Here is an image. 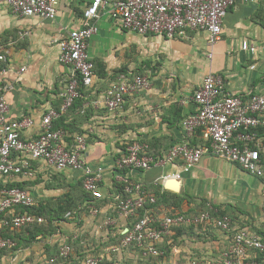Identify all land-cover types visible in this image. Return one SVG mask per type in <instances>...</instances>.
<instances>
[{"label":"crops","instance_id":"0c3cea01","mask_svg":"<svg viewBox=\"0 0 264 264\" xmlns=\"http://www.w3.org/2000/svg\"><path fill=\"white\" fill-rule=\"evenodd\" d=\"M90 2L58 0L53 21L15 16L0 4V43L14 41L8 49V62L3 65V80L13 86L5 97L10 118L33 120L32 128L23 134L26 139L39 133L40 120L47 109L58 111L61 106L59 93L69 70L58 60V42L73 29L92 23L97 26L96 34L87 44L95 67L94 82L91 87L81 89L74 107L53 120L52 125L57 123L70 137L80 134L85 137L86 162L102 169L99 190L103 196L97 204L100 213L93 217L85 207L88 201L83 203L78 173L69 170L57 173L42 161L32 162L30 176L12 177L7 180L8 186L27 191L34 199L31 208L44 206L46 214L63 197L77 207L68 211L70 216L66 217V213L62 221L53 220L55 231L45 238L31 239L25 228L0 230L1 237L14 243L13 248L0 252V264H40L56 253L52 245L82 235H103L107 227L112 228L111 235L120 241L122 233L142 211L131 218L116 213V159L132 141L147 144L155 155L184 142L181 122L195 113L192 97L207 74L221 76L231 93L264 96V0H239L229 8L221 39L212 47L207 43L208 34L202 31H190L184 39H167L126 31L107 14H101L95 21L83 20V11ZM243 41L252 52L242 50ZM134 76L146 77L149 88L127 94L120 109L109 111L104 104L108 88L119 79ZM198 138L197 132L190 143L195 145ZM181 163L177 159L148 170H128L126 176L155 196L156 203L148 208L160 220L174 213L199 211L205 203L229 215L232 230L229 233L219 230L212 223L201 229H174L157 244L158 260L142 262L140 256L133 264H186L192 259L218 261L234 230L264 234V181L234 164L207 155L187 172L181 171ZM177 173H180V186L178 192H173L167 186L173 178H164ZM20 210L10 212L8 218ZM105 216L114 219L113 226L104 225ZM131 247L133 250H129ZM131 247L124 249L131 251L126 253L130 258L135 251L139 252ZM108 251L109 248L102 254L88 256L102 260L109 256ZM120 251L123 250L112 253Z\"/></svg>","mask_w":264,"mask_h":264},{"label":"built area","instance_id":"2783aa9c","mask_svg":"<svg viewBox=\"0 0 264 264\" xmlns=\"http://www.w3.org/2000/svg\"><path fill=\"white\" fill-rule=\"evenodd\" d=\"M239 0H91L85 7L82 18L95 21L101 14L117 21L126 31L141 36H162L167 39H184L190 31L208 34L210 47L221 39L224 18L229 8ZM58 0H0L19 17H38L54 20ZM97 32L95 23L73 29L58 42L59 62L68 68L69 75L59 93V110L49 108L40 120V131L34 138L23 134L33 126L30 117L12 119L6 93L13 86L3 80V65L8 62V49L14 41L0 43V230H19L41 225L45 219L27 211L8 218L18 209L34 206L30 194L18 187H9L12 177H29L31 163L42 161L51 170L59 173L69 170L80 175L82 190L90 196L85 207L91 216L99 215L97 206L102 199L99 190L102 169L93 168L86 162L87 149L83 135L70 137L61 129L54 130L52 122L68 112L80 97L82 88L92 86L95 78L94 64L87 51L88 41ZM242 50H251L242 42ZM149 80L144 76L122 78L112 84L105 93L104 104L109 111L120 109L127 94L147 90ZM192 100L196 106L194 114L181 122L185 141L171 146L164 153L150 154L148 145L139 141L129 143L115 161V181L121 191L114 196L115 211L120 217L131 218L142 213L129 229L122 233L118 244L109 247L110 252L138 248L143 257H158L157 244L174 228L207 225L230 232L231 217H214L217 210L206 204L204 211L196 216L175 214L160 220L149 209L156 203L153 194L140 185L132 183L126 176L128 170H148L154 166L181 160V171L187 172L203 156H211L234 164L244 172L264 181V96L247 92L234 94L226 90L224 79L207 74L194 92ZM200 133L202 144L193 145L190 140ZM180 180V173L166 179ZM149 207V208H148ZM148 208V209H147ZM144 212V213H143ZM70 213L66 214L69 217ZM105 226H113L114 219L105 216ZM14 243L0 236V252L11 249ZM71 253L68 245H62L57 255L40 264H57ZM254 255V256H252ZM101 259L85 257L81 264H99ZM186 264H264V236L247 229L234 230L229 245L218 261L192 259Z\"/></svg>","mask_w":264,"mask_h":264},{"label":"rangeland","instance_id":"374dc122","mask_svg":"<svg viewBox=\"0 0 264 264\" xmlns=\"http://www.w3.org/2000/svg\"><path fill=\"white\" fill-rule=\"evenodd\" d=\"M103 231H106L107 235L103 234V235H98L96 237L95 236L91 237L90 235L88 236L82 235L81 237H77V238L73 237L72 238L73 241L68 240L67 242L60 244V245H58L57 243L52 245V248H55L54 250L56 253L62 245H69L71 248V253L69 254V256L66 259L58 260L57 264H81L82 260L86 256L88 255L96 256V255L102 254L103 250H105L106 252L110 246H115L116 243L119 241V238L116 236L113 237L111 235V232L113 231L112 228L107 227ZM129 250H133V248L131 247L129 248ZM129 250L128 251L123 250L118 253H112L108 251L109 256L107 258H103L100 261V264H133V262H137L140 256L143 259L142 262H144V260L148 262L150 261V259L158 258V257H151V256L143 257L140 251L139 252L135 251V253L133 254L134 257L130 258L126 254V253L131 252Z\"/></svg>","mask_w":264,"mask_h":264},{"label":"trees","instance_id":"16d2710c","mask_svg":"<svg viewBox=\"0 0 264 264\" xmlns=\"http://www.w3.org/2000/svg\"><path fill=\"white\" fill-rule=\"evenodd\" d=\"M59 122H62V120H60ZM52 128L54 130H56V129H60L61 127H59L58 124L55 123V125L54 124L52 125ZM61 129H63V128H61ZM198 134H199L198 142L195 145L202 144V140H201V137H200V133H198ZM149 153L150 154H153L152 152H150V149H149ZM80 186H81V184H80ZM9 187H13V186H9ZM119 191H121V185L115 184V192H119ZM81 193H82L81 195L84 194V196H83L84 197L83 203L90 200V196L82 190V187H81ZM202 206L203 207L199 211H196V212H192V213H189V214H185V213L179 212V213H174L172 215H175V214H183V215H188V216H196L200 212H202V211L205 210L206 204L204 203V204H202ZM75 207H77V204L76 203H73L72 201L67 200L66 197H63L61 200H59L58 204L55 205V208H53L52 212H48V214H46V211L44 210V208H45L44 206L41 207V208H37V209L36 208H33V209L32 208L31 209H27V208L26 209L25 208L24 209H21L20 210L21 212L28 210L29 211V212L27 211L28 213H31V214L32 213H35V214L41 215L46 220V222L44 224L25 227V230L24 231L27 232V233H30V236L32 237L31 239H36V237L45 238L48 235H51L55 231V228L52 225V221L53 220L62 221L64 215L68 211L72 212V209L75 208ZM48 215H51V216H48ZM213 215L216 218H222V217H225V216H228L229 217V215H227V214H225L224 212H221V211H217V213H215V214L213 213ZM231 220H232V218H231ZM202 227H203L202 225L193 226V227L192 226H189V228H191V229H193V228L201 229ZM180 228H182V227L174 228V229L179 230ZM263 236H264V234H263ZM1 252H3V251H1ZM57 253H58V251H57ZM57 253L55 255H57ZM55 255H52V256H50L48 258H51V257H53ZM99 264H100V262H99Z\"/></svg>","mask_w":264,"mask_h":264},{"label":"water","instance_id":"95a60500","mask_svg":"<svg viewBox=\"0 0 264 264\" xmlns=\"http://www.w3.org/2000/svg\"><path fill=\"white\" fill-rule=\"evenodd\" d=\"M168 188L172 190L173 192H178L180 182L176 179L170 180V182L167 184Z\"/></svg>","mask_w":264,"mask_h":264}]
</instances>
